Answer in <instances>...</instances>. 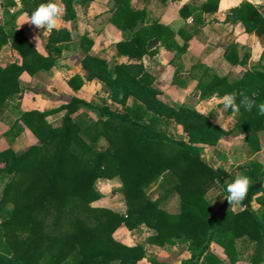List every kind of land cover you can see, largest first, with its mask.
Listing matches in <instances>:
<instances>
[{
    "label": "trees",
    "instance_id": "16d2710c",
    "mask_svg": "<svg viewBox=\"0 0 264 264\" xmlns=\"http://www.w3.org/2000/svg\"><path fill=\"white\" fill-rule=\"evenodd\" d=\"M91 1L61 0L66 8L64 19H75V6H87ZM112 1L109 22L128 32L115 43L116 55L131 61L116 62L111 68L94 53L93 41L86 34L75 40L66 28L52 30L46 38V54L40 53L23 29L15 26L18 13L7 10L15 1L1 0L8 19L0 24V51L10 43L21 61L0 65V108L9 96L24 92L19 82L23 71L33 75L51 68L72 43L84 51L80 62L85 76L73 75L68 84L76 91L84 80L96 79L108 87L111 105L72 96L57 108L22 112L3 133L15 137L25 126L37 142L20 151L0 149V180L9 177L0 194V264H138L147 258L144 243L127 245L115 239L113 233L122 225L129 230L152 229L145 239L151 245L188 243L190 256L177 264H236L241 256L239 243L251 248L250 264H264V161L253 158L226 170L202 157L205 146L216 145L232 131L244 132L246 146L258 152L264 116L258 115L256 107L251 112L241 107L238 113L227 109L235 120L228 130L193 107H176L162 100L142 58L156 53L159 45L184 52L196 30L187 33L190 25L181 28L178 34L184 41L179 45L175 33L157 18L149 20L144 8H135L131 0ZM218 1L184 4L179 11L192 15L193 24L203 23V12L217 10ZM48 2L20 0V11L31 17L40 4ZM225 21L240 22L247 33L264 36V14L248 1L230 8ZM223 56L233 65H246L250 53L244 50L240 54L238 43L231 42ZM190 70H198L192 73L197 78L192 93L199 99L222 98L243 90L257 104L264 103L262 63L238 76H219L200 63ZM79 108L94 111L96 120L77 123L73 115ZM63 109L61 124L52 126L46 117ZM169 120L182 127L186 140L167 133ZM101 139L105 147L99 145ZM238 174L252 180L242 208L234 211L225 199L224 209L217 215L207 193L227 180L231 183ZM114 178L121 184L124 212L92 204L101 198L96 181ZM160 179L172 185L153 199L147 189ZM173 194L179 197L176 212L162 205ZM211 243L222 248L225 260L211 250Z\"/></svg>",
    "mask_w": 264,
    "mask_h": 264
},
{
    "label": "crops",
    "instance_id": "0c3cea01",
    "mask_svg": "<svg viewBox=\"0 0 264 264\" xmlns=\"http://www.w3.org/2000/svg\"><path fill=\"white\" fill-rule=\"evenodd\" d=\"M14 1L15 5L8 6L7 10L10 13H18L15 18V26L23 29L40 53L46 54V38L50 32H46L44 29H37L34 25H31L29 23L30 16L26 12L20 11V0ZM205 1L131 0L135 8H144L146 10L149 20L157 18L161 23L169 27L175 33V40L179 45L184 41L183 37L178 34L181 28L190 25V28L186 29L187 33L196 30V34L188 41L184 52L177 53L159 45L156 53L144 55L142 58L145 68L154 78V86L162 92L160 95L166 99H174L179 94L186 93V91L189 93L193 91L197 84V78L191 75L193 72L191 73L190 68L195 64H203L219 76L227 74L238 76L247 68H252L257 63L264 64V36L259 38L254 33H247L240 22L232 23L225 21L226 12L243 1L252 3L264 14V0H219L217 10L203 12V23L196 22L193 24L192 15L181 14L179 11L184 4L200 6ZM112 3V0H93L87 6L76 5L75 19L66 20L63 17L64 23L60 26V28L69 30L75 40L80 35L86 34L93 41L92 50L94 53L106 59L111 68L116 62L131 61L126 56L116 55L115 43L124 39L128 32L118 29L109 22ZM7 17L4 8L0 4V24H3L5 19H8ZM98 21L101 24H98ZM231 42L238 43L240 54L244 50L249 51L250 56L246 65H233L224 58V49ZM72 44L69 48L63 50L61 57L58 58L56 64L51 68L41 69L33 75H30L27 71H23L20 74V87L24 89V92L9 96L5 104L0 108V149L7 147H22L24 149L37 142V138L25 126L15 137L3 134L24 111L33 109L43 111L57 108L61 104L66 103L72 96L97 105L110 104L108 87L96 79L84 80L82 86L76 91L68 84V79L73 75L79 74L83 78L85 76V71L80 62V57L83 56L84 51L82 48L76 47V44ZM15 60L21 61L19 53L10 46V43L3 46L0 51V65H6ZM195 99L197 100L195 108L207 115H209L207 111H210L211 108L216 107V104L222 102L221 98L215 96L207 99H199L195 96ZM208 103L212 104V106L206 109L205 106ZM115 108L119 109L120 107L116 105ZM65 111L63 109L53 112L46 117V120L52 126L57 127L61 124ZM73 116L75 121L80 125L91 123L97 118V114L87 108H79ZM212 120L228 130L233 127L235 121L232 114L225 115L222 112H219L218 115L212 114ZM235 134H239L241 143L246 147L244 132L232 131L227 137L230 140ZM263 135L264 131H260L261 149L258 152L246 148V152L250 155L249 160L257 157L263 151ZM102 140L104 139L100 141ZM0 182L2 184L3 180H0ZM5 183L1 185V191ZM256 205L258 207L257 203ZM137 242L141 243L140 241ZM126 244L129 245L130 243ZM214 244L211 243V250L219 255L222 260H225L222 248L215 244L216 247L220 248L215 249L213 247ZM181 246L182 244L159 247L144 243L146 256L157 260H161L160 257H151L148 250L155 249L156 252H167L168 255L173 256L180 252ZM186 257H181L179 261ZM146 261L147 258H144L138 264H147Z\"/></svg>",
    "mask_w": 264,
    "mask_h": 264
},
{
    "label": "rangeland",
    "instance_id": "374dc122",
    "mask_svg": "<svg viewBox=\"0 0 264 264\" xmlns=\"http://www.w3.org/2000/svg\"><path fill=\"white\" fill-rule=\"evenodd\" d=\"M98 24H101L100 21L97 22ZM197 74L198 70H195L193 74ZM192 75V74H191ZM160 98L164 100L165 102H168L176 107L179 106H189L195 108V103L197 100L195 99V96L192 94V92L186 91L184 94H179V96L174 99H166L160 95ZM212 106V104L208 103L205 107L206 109H209ZM196 109V108H195ZM212 109V108H211ZM207 111L209 113V116L212 118V114L218 115L219 112L224 113L227 115L228 113L223 108V104L218 103L216 104V107L212 110ZM199 111V110H198ZM166 131L167 133L176 138V139H184L186 140V135L182 130V127L178 124H176L173 120L167 121L166 124ZM264 139V135H263ZM105 140H102L99 142V145L101 147H105ZM246 148L243 143H241V138L239 137V134H235L230 140L227 137V135H224L221 137V139L218 141V143L214 146H205L202 151V157L206 160L211 162V164L215 167H222L226 170H233L237 165H240L244 162L249 161V154L246 152ZM16 151H20L23 148H14ZM253 158H260L264 161V149L263 151L258 154L257 157ZM252 158V159H253ZM8 178L2 179L3 182L1 184L0 182V191H1V185L8 181ZM230 183V180H227L225 184H218L215 188L210 190L207 193V198L212 204V206L215 209V213L217 215H220L224 209V201L225 197L228 195L227 193V185ZM172 182L170 181H163V180H157L156 182L152 183L150 187L147 189L148 195L156 199L158 197H161L165 194V192L171 187ZM95 189L96 191L101 195V198L95 202H93V205L96 206H104L108 208H112L114 210L124 212L126 208L125 199L121 190V184L118 178L114 179H99L95 183ZM1 194V193H0ZM227 207H230L234 211H238L242 208V204L236 207H232L229 205V203L225 202ZM162 205L167 208L170 211L176 212L179 210V197L177 194L170 195L167 197L163 202ZM252 206L257 209L256 203L253 201ZM9 207L10 204H9ZM1 220V218H0ZM125 226L118 227L114 233L113 236L118 241L126 244L130 243L129 245H133L138 243L137 241H140L141 243H146L145 239L149 235H151L154 231L150 230L145 227H140L134 230H129ZM128 245V244H127ZM241 256L240 260L236 264H250L249 257L251 254V248H245L241 245V243L238 244ZM180 252H178L177 255H168L167 252H160L155 251V249L148 250L149 255L151 257L153 256H159L161 260L155 259L157 262L161 263H172L177 264L179 262V259L181 257L190 256V250L188 249V243H182ZM215 249H220L213 245ZM166 256H165V255ZM168 255V256H167ZM150 257H147V264H154L151 262Z\"/></svg>",
    "mask_w": 264,
    "mask_h": 264
},
{
    "label": "clouds",
    "instance_id": "9594fccd",
    "mask_svg": "<svg viewBox=\"0 0 264 264\" xmlns=\"http://www.w3.org/2000/svg\"><path fill=\"white\" fill-rule=\"evenodd\" d=\"M66 8L62 5L61 0H49L46 4H40L31 14L30 24L37 29H44L51 32L59 29L64 23L63 16ZM239 97V102H237ZM223 108L231 109L232 112L238 113L243 107L245 111L251 112L254 107L258 109V115L264 116V103L257 104L254 98L249 97L243 90L226 93L221 98ZM252 180L245 174H238L234 180L227 185L228 195L225 197L230 206L236 207L241 205L247 197Z\"/></svg>",
    "mask_w": 264,
    "mask_h": 264
}]
</instances>
